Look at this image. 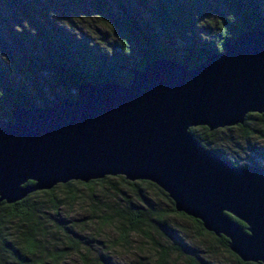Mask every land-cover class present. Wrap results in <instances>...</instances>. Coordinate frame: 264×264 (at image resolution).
Masks as SVG:
<instances>
[{
  "label": "water",
  "instance_id": "95a60500",
  "mask_svg": "<svg viewBox=\"0 0 264 264\" xmlns=\"http://www.w3.org/2000/svg\"><path fill=\"white\" fill-rule=\"evenodd\" d=\"M263 111L261 27L191 67L156 58L128 85L83 81L77 98L18 106L13 119L0 120V203L70 181L146 180L175 211L226 237L240 260L264 264V166H237L189 132L234 126Z\"/></svg>",
  "mask_w": 264,
  "mask_h": 264
},
{
  "label": "trees",
  "instance_id": "16d2710c",
  "mask_svg": "<svg viewBox=\"0 0 264 264\" xmlns=\"http://www.w3.org/2000/svg\"><path fill=\"white\" fill-rule=\"evenodd\" d=\"M60 5L83 12L82 15L96 13L114 33V39L100 37L104 42H93L72 34L61 22L49 20L43 7L50 6L59 12ZM31 8L38 11L39 18L28 17L27 22L18 25L6 20L19 11L29 15ZM210 23L219 45L217 50H212L200 37L201 26ZM254 27L264 29V0H0V120L13 119L18 106L77 98L78 85L83 81L105 84L117 78L128 85L136 70L156 58L194 66L208 52H223L227 40ZM221 131L223 128H189L203 147L228 159L218 138ZM113 180L130 189L136 202H131L129 210L109 216H101V209L94 204L91 221L98 219L103 225L115 227L117 246L133 250V237L138 236L151 242L153 264H196L195 260L186 263L171 247L162 246L146 233L147 227L165 224L167 216H178L194 225L199 239H207L214 249L222 248L233 264H260L243 262L229 250L226 237L215 236L199 220L175 211L172 200L154 183L129 181L124 176H107L88 183L70 181L50 190L35 191L15 203L2 201L0 264H63L76 256L80 264H98L90 255L93 244L85 247L79 235L70 234L68 225L59 219L52 221L44 206L49 204L59 214L66 200L78 202V186L90 190L92 199L96 186L122 192ZM144 186L166 202V213L140 210V206L147 204ZM60 194L65 198H60Z\"/></svg>",
  "mask_w": 264,
  "mask_h": 264
},
{
  "label": "rangeland",
  "instance_id": "374dc122",
  "mask_svg": "<svg viewBox=\"0 0 264 264\" xmlns=\"http://www.w3.org/2000/svg\"><path fill=\"white\" fill-rule=\"evenodd\" d=\"M58 8L59 12L50 6L43 7L49 20L61 22L72 34L93 42H104V40H100V37L105 39L109 37L110 40L114 39V33L109 28L107 29L105 22L99 19L96 13L91 12L87 15H82L84 14L83 12L72 11L66 5H60ZM29 12L28 15L23 11H19L6 20L13 21L18 25L19 23L27 22L28 17H40V14L34 8H31ZM70 12L72 13L71 18L69 16ZM60 14H62V17ZM7 15L5 13V16ZM211 26V23L201 26L202 33L200 37L203 41L208 42L212 50H217L219 45L216 42L214 28ZM230 134L229 130L223 128L218 137L219 139L221 138L220 142H222L223 151L229 158L232 155L228 150L227 138ZM241 162H245L244 159ZM247 163L249 162L247 161ZM113 181L122 192L107 188L109 186H106V188L102 187V185L96 186L95 188L93 187L95 197L92 199L90 190L83 186H78L80 195L78 202L66 200L59 210V214L49 204L45 203L46 214L50 215L52 221L59 219L63 224L68 225L70 234L79 235L85 247L93 244V249L90 247V255L98 264H153L154 256L151 255L152 245L150 241L134 236L132 241L135 244V248L133 250L122 248L115 244L118 240V231L115 227L103 225L98 219L97 221H91L94 204L101 209V216H109L110 214L114 215V212L119 210H129L131 202H136V196L130 189L122 186L117 180ZM143 190L147 195V204L140 206V210L147 212V209H157L163 213L168 211V205L163 199L148 190L147 186H144ZM59 197L65 198V195L60 194ZM42 200H45V197ZM147 216H149L148 213ZM146 233L162 246L171 247L175 251L176 256L186 263L189 260L191 262L195 260L196 264H233L231 257L222 248L217 247L214 249L210 246L207 239H199L194 225L185 218L167 216L165 224L159 225L156 223L153 227H147ZM63 264H80V261L76 256Z\"/></svg>",
  "mask_w": 264,
  "mask_h": 264
},
{
  "label": "flooded vegetation",
  "instance_id": "af4514ba",
  "mask_svg": "<svg viewBox=\"0 0 264 264\" xmlns=\"http://www.w3.org/2000/svg\"><path fill=\"white\" fill-rule=\"evenodd\" d=\"M228 130V150L232 155L227 158L237 166H264V111L248 113L243 123L229 126Z\"/></svg>",
  "mask_w": 264,
  "mask_h": 264
}]
</instances>
